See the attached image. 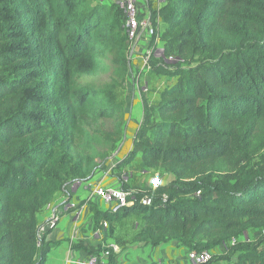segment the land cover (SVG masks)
I'll list each match as a JSON object with an SVG mask.
<instances>
[{"label": "trees", "instance_id": "trees-1", "mask_svg": "<svg viewBox=\"0 0 264 264\" xmlns=\"http://www.w3.org/2000/svg\"><path fill=\"white\" fill-rule=\"evenodd\" d=\"M144 2L162 55L180 60L151 56L150 70L175 81L154 108L141 96L121 165L139 151L145 168L170 177L114 211L94 205V225L113 233L135 211V242L226 245L204 264H264V0H162L157 11ZM128 62L117 2L0 0V264H44L51 242L37 215L67 184L91 179L98 146L114 150L125 134ZM110 67L109 83L81 81ZM248 230L260 233L242 239Z\"/></svg>", "mask_w": 264, "mask_h": 264}, {"label": "crops", "instance_id": "crops-1", "mask_svg": "<svg viewBox=\"0 0 264 264\" xmlns=\"http://www.w3.org/2000/svg\"><path fill=\"white\" fill-rule=\"evenodd\" d=\"M145 45L146 40L140 39L135 48L141 51ZM157 51H162V48ZM154 55L158 56L156 53ZM134 57L132 55V59ZM143 82L148 85L146 79ZM141 91L137 93L133 88L129 90L130 98L126 103V124H129V129L136 125L134 120L143 110L141 96L147 95ZM144 168L141 170L144 171ZM107 174L108 171L98 176L95 172L89 180L67 184L64 189L57 191L52 200L38 213L39 230L41 233L45 232L46 240L51 242L44 264H82L84 259L94 254L103 264H192L187 257L188 248L178 242L168 241L153 246L133 241L134 235L141 227L140 219L123 217L114 223L113 233L105 226L94 225L93 206L97 205L101 209L103 207L98 199L87 200V186L101 182L106 187H119L116 181L105 176ZM54 215L58 219L51 224ZM79 245L86 247L80 248ZM98 247L97 253L88 250ZM223 249L225 246H218L212 252L221 253L224 252ZM106 250L113 254L112 260L108 259Z\"/></svg>", "mask_w": 264, "mask_h": 264}, {"label": "rangeland", "instance_id": "rangeland-1", "mask_svg": "<svg viewBox=\"0 0 264 264\" xmlns=\"http://www.w3.org/2000/svg\"><path fill=\"white\" fill-rule=\"evenodd\" d=\"M105 4H110L111 2H117V0H100ZM144 0H136L138 6L142 4ZM162 0H154L153 7L157 11L161 6ZM146 15H149V9L145 5ZM158 26L157 30L161 31V23L159 18H157ZM151 41V42H150ZM137 45V44H136ZM136 45L128 43V65L130 67V72L128 76H126L122 81L121 85L118 89V97L119 99H123L125 101V110L127 109L126 103L130 98V88L134 89L135 92H140L142 89L145 91H141L146 93V99L150 107L154 108L157 104L159 92L165 87L172 84L175 81V77L164 75L162 71L154 68L153 71L150 69H140L141 56L145 53V51H151V56H155L154 54L160 56L161 51H157L158 48H161L162 42L158 39V33L154 38L152 36L149 37V40L146 42L145 47L140 51H138L135 47ZM145 50L144 52H142ZM132 55H134V59H132ZM130 56V57H129ZM108 62V60L106 61ZM111 79H116V76L113 73V67H110L108 72L100 73L94 76H88L81 78L82 82L92 83L94 85H103L109 83ZM146 79L148 85L144 84L143 80ZM133 84V85H132ZM142 102V101H141ZM143 117V110L134 120L136 124L134 127L131 126L129 129V124L127 126V132L122 136V138L117 143V146L114 150H111L108 146H98V149L104 154L103 157L97 158V167L96 174L101 176L104 172L108 171V174L105 175L109 179H113V181L118 184L120 188L123 190H132L136 189H150L152 188V181L154 178H158L160 182H166L169 179V175L166 174L161 169H148L142 171L143 165L140 159L139 151L136 154V157L127 165H121L122 161L127 157V153L131 150V137L133 135V130L138 126ZM128 119V118H127ZM127 123V122H126ZM104 123L102 124V126ZM103 128L110 129L111 123L106 124ZM126 128V127H125ZM79 180H76L77 182ZM74 183V182H73ZM90 201L89 199H87ZM131 220H139L141 221V216L138 215L135 211H130L127 215ZM260 232H255L253 230L246 231L241 238L242 239H254ZM226 248V245H225ZM224 250V249H223Z\"/></svg>", "mask_w": 264, "mask_h": 264}, {"label": "built area", "instance_id": "built-area-1", "mask_svg": "<svg viewBox=\"0 0 264 264\" xmlns=\"http://www.w3.org/2000/svg\"><path fill=\"white\" fill-rule=\"evenodd\" d=\"M119 7L123 11L124 19V29L128 38V43L136 45L140 39L149 40L150 36L156 34L150 22V15H146L145 2L143 1L140 6L137 5L136 0H117ZM142 11V12H141ZM139 13H141L139 15ZM143 50L142 52H144ZM160 56L165 62L180 60L177 57L168 56L164 57L162 51ZM150 58L151 51L147 50L141 56L140 69H150ZM160 183L158 178H154L152 181V186L155 187ZM88 187L87 199H98L103 208L110 209L112 211L117 208L126 205L129 200L128 198L132 196V190H123L120 187H106L101 182L90 184ZM141 203L148 204L149 199L142 198ZM57 216H53L50 223L53 224L57 220ZM102 226L107 227V223L104 221ZM235 239L230 241L233 244ZM108 254V251H105ZM212 256V252L207 249H196L189 248L187 251V257L192 264H204L207 263ZM82 264H103V261L97 255H90L82 261ZM162 264V263H156Z\"/></svg>", "mask_w": 264, "mask_h": 264}]
</instances>
